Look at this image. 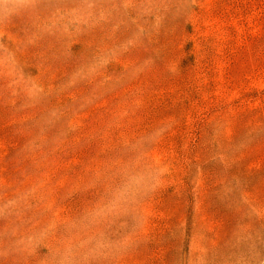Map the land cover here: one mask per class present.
Instances as JSON below:
<instances>
[{
	"label": "rangeland",
	"instance_id": "1",
	"mask_svg": "<svg viewBox=\"0 0 264 264\" xmlns=\"http://www.w3.org/2000/svg\"><path fill=\"white\" fill-rule=\"evenodd\" d=\"M0 264H264V0H0Z\"/></svg>",
	"mask_w": 264,
	"mask_h": 264
}]
</instances>
